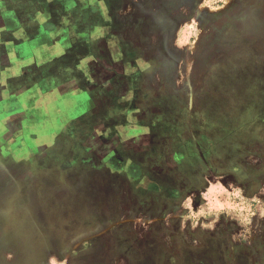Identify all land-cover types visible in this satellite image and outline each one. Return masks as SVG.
<instances>
[{"label":"rangeland","instance_id":"rangeland-1","mask_svg":"<svg viewBox=\"0 0 264 264\" xmlns=\"http://www.w3.org/2000/svg\"><path fill=\"white\" fill-rule=\"evenodd\" d=\"M4 1L0 0V264H264V0H125L128 23L123 36L143 55L165 57L155 60L152 76V85L164 88L156 89L150 100L169 101L170 107H156L151 114L168 122L172 133L192 135L200 103L203 114L213 111L218 134L205 148L214 156L209 153L198 169L207 180L203 189L194 190L197 182L191 178L189 195L173 205L158 197L135 201L124 188L115 208L110 198L95 197L97 178L92 172L84 178L82 165L90 154L69 149L65 134L49 136L52 109L61 103L49 98L44 88L47 109L41 116L40 88L23 91V70L5 68L14 56L25 58L28 65L35 63L32 28H19V23L27 18L45 25L50 14L29 10L46 0ZM91 1L68 4L79 9ZM137 3L140 8L134 12L131 5ZM65 15L64 25L52 34L45 32L51 27L40 30L35 40L54 41L59 51L69 49L71 37L101 35L97 24L80 19L83 13ZM54 19L59 22V17ZM8 32L13 40H5ZM64 37L69 41L60 47ZM82 83L68 88L74 94H92L91 82L83 88ZM42 130L48 136H42ZM199 151L197 146L188 163L194 165ZM101 152L105 164L111 151ZM179 158L184 160L179 155L175 161ZM177 174L184 178L185 173ZM67 180L71 187L61 186ZM85 181L91 186L79 189ZM56 182L58 193L52 187ZM56 196L64 198L63 205H52Z\"/></svg>","mask_w":264,"mask_h":264},{"label":"flooded vegetation","instance_id":"flooded-vegetation-1","mask_svg":"<svg viewBox=\"0 0 264 264\" xmlns=\"http://www.w3.org/2000/svg\"><path fill=\"white\" fill-rule=\"evenodd\" d=\"M36 1L38 0H29L30 4ZM2 2L5 3L4 0H2ZM10 2L12 4V0H10ZM72 2L76 3V0H71V3ZM91 2L92 3L89 2L88 5H82L83 7L78 9L73 7V5L71 6V3L68 4V0L65 2L66 4H60L61 0H46L45 4L40 3V5H36V7L29 11L31 13L45 12L47 14H50L51 21L47 20L45 25H43L40 23V21L28 20L27 18H23L19 23V28H32V31H30L32 33V36L30 38H34L32 40V42H34L37 41L35 40V38H38L39 34H41L40 30L41 32H43L42 30H44L46 27H51L48 29L46 28L47 30H45V32L47 34H52V32L62 26V22L64 21V17L66 16L65 13L70 12V16L74 18L76 16V13L80 12L83 13L80 19H85L88 22H92L98 25V30L101 33L99 37L93 38L92 36H87L85 38L76 39L71 37L70 39L73 40V42H70L71 46L69 47V49L65 50L64 47V49L59 51L57 50L59 49V47L55 46L56 43L54 41H49L47 44H42L40 42L41 40H38L39 42L37 41V44H40L37 46L35 45L36 42H34L33 49H31L32 57L35 61L34 64L28 65V61H26L25 58L14 56L10 61V64L5 66V68H8L9 70L13 69V71H15L19 67L21 68V71L23 70L19 74L20 85L24 87L23 91H27L28 93H30L33 89H37L38 87L40 88V96L38 97V99L41 101V106L39 108L41 116L46 113L45 110L47 109L46 105L44 104L46 103V101L43 100V94H45V92H43L44 88H46L47 90V96L53 99V101H56L55 95L58 94H56L54 90H58V103H61V105L55 106L52 109L54 110V112L50 116L51 127L49 136L55 135L56 132L58 135L56 134L55 136H63L65 134L64 136H68L67 140L69 143L68 145L70 146L69 149L75 151L76 148L77 151H84L90 154L89 158H87V160L84 161L85 163L82 165L84 178L85 180H87L88 172H92L97 178V182L93 186V189H96V195L94 194L95 197H98L99 199L110 198V200L112 201L111 205H115V208L119 203L118 200H120L121 204V198H123L122 192L124 188L128 190V193L130 192L129 194L132 195V198L135 199V201L138 196L134 192H132L130 183L123 181L119 176L112 175L107 172L104 173L101 171V169L108 165V159L110 158L108 157V159H105L104 164L101 158V156H103L101 151H104L106 148H108L109 151H111L112 156V153L116 148L115 141L103 139L104 136H110L112 133L111 130L115 128V126H113L115 124L106 122L104 120V108L106 105L108 107V105L110 106L111 104H113V108L118 106L123 107V113L117 112L119 117L121 115L127 116V114H129V117L133 116L137 118L147 119L150 117L151 111L156 107L160 106L162 108H169V101L151 102L150 100V97H152L156 89H160V87L164 88V85L153 86L152 76L155 73V60H165V57L162 56L161 58H159L158 56H155V53L143 55L138 50V48L132 47V40H130V38L124 37L125 35L123 28L128 23V10H123L125 0H92ZM111 3L114 4L112 7ZM65 6L67 8H65ZM131 7L133 10L136 9L134 12H137L140 8V4L137 3L135 5H131ZM83 8L85 9L81 10ZM4 11H6V13L10 12L9 8L8 10L5 9ZM55 17H59V22H57V19H54ZM72 27L74 26L71 25L69 27V31L73 34L74 31ZM7 35L5 36L6 41H9V39L13 40L15 38L9 32ZM66 41L69 40H66V37H64L62 39L63 43H60V47L61 45H66ZM89 43L91 46H89ZM21 44L27 45L26 42H21L19 45ZM44 47L47 48L45 49ZM1 50L2 51H0V53L3 52V48ZM2 70L3 72L5 71V69ZM11 81L10 79H8L7 82L10 83ZM79 82H83L81 85L82 88L83 86L90 85L91 82L93 88H95L94 90L99 92V97L95 98V102L96 104H98L99 108L103 110L101 114H99L100 116L89 115L85 114L84 112H80L79 115V111L83 109L81 108L83 105V96L74 94L73 90H71L72 88H68L71 84L73 86L75 85V87H78ZM110 109L115 112L114 109ZM76 114L77 116H75ZM155 117L161 122H163L164 120L163 118L161 119V116ZM54 121L58 122V124L54 123ZM101 123L104 126H107L106 124H108V128H105L107 129L106 132L104 130L97 131L95 130L96 127L93 130L95 125ZM167 123L168 122L165 121L166 125ZM63 130L68 131L64 132ZM74 130L75 132L78 131L79 134L90 133V135H88L91 137H88V142L80 144L75 143L73 141ZM42 131V136H48L46 130ZM191 137L194 140L193 143L195 142V146H198L200 149V159L197 158L195 164L197 167L201 168L200 162L207 163L205 157L209 156V151L206 152L205 149L203 150V146L201 144L202 140H199L198 137L196 139L195 136ZM180 160L181 159L179 158L178 162H180ZM75 162L77 161H74V163ZM186 166L190 167L189 164H186ZM72 169L75 172V169H77V167H75V165H72ZM188 172L191 175L189 178L186 176L187 185H189L188 181L191 178L195 179V182H197L199 170L193 169ZM69 178H71V175L68 177V179ZM184 178L181 177L180 179L184 180ZM67 182V185L61 184V186H66V188L71 187L68 185L71 184V180H67ZM156 183L160 186H166L171 182H169L168 179L163 178L159 180L157 179ZM59 185V182H56V184L52 185V187L55 190L56 188L58 190ZM90 186L91 184L86 182L81 184L79 189H88ZM117 186L119 187V193L117 191ZM103 187H106V189H103ZM174 196L175 198L173 200H177V197L179 196V190L175 194L173 193L172 197ZM63 200V197L56 196V198L52 197L51 203L52 205L55 204L56 207H58L60 205H63ZM150 201H153V198L148 200V202ZM114 213H116V210ZM118 227L120 226H117V228ZM148 245L149 244H147V247ZM149 247L153 246L149 245Z\"/></svg>","mask_w":264,"mask_h":264},{"label":"crops","instance_id":"crops-1","mask_svg":"<svg viewBox=\"0 0 264 264\" xmlns=\"http://www.w3.org/2000/svg\"><path fill=\"white\" fill-rule=\"evenodd\" d=\"M35 42V45H39L37 44V41ZM54 92L56 94L58 93L55 95L58 103L59 92L58 90H54ZM98 94L99 92L96 90H93L92 94H82V112L89 115L100 116L99 114H101L103 110H101L95 102V98L99 97ZM112 105L113 104L110 106L108 105V107L107 105L105 106L103 117L106 122L115 124L113 125L115 128L111 130L112 133L110 136H104L103 139L115 141L116 148L112 153V156L108 159V165L101 169V171L119 176L123 181L130 183L132 192H134L141 201H147L152 198L156 199L158 197L163 198V201L164 198H166L165 201L168 203L170 202L173 205H177L178 202L180 204L184 195H189L191 188L190 185H187V177L189 178V176L186 175L188 173L187 171L199 169V167L196 166L195 161H193L194 165H192L191 163H188L187 160L188 156H192L196 153V146L193 143L191 136H195L196 139L198 137L199 140H202L201 144L203 148L209 149V146L214 140L213 136H217L216 134H218L217 130L214 131V129L218 127V124L213 121V117H215L213 111L212 114H203V105L198 103L196 106L197 114L192 122L194 133L190 135L188 132H185L179 135L172 133L170 125L168 123L166 125L165 121L161 122L156 119L155 115L151 114L148 119L133 116L129 117V114H127V116L121 115L119 117L117 112L123 113V107L118 106L113 108ZM110 108L114 109L115 112ZM205 108L207 107L205 106ZM80 112L81 111H79V115ZM75 116H77V114ZM54 123L58 124L56 121H54ZM106 125L108 126V124ZM107 126H104L101 123L95 125L93 130L96 127L95 130L97 131L104 130L106 132L107 129L105 128H108ZM56 134L57 132L55 135ZM88 134L90 135V133L79 134L78 131L75 132L74 130L73 141L77 144L88 142L91 137ZM209 153L211 155L213 154V152H208V155H210ZM179 155L183 157L184 160L180 162L175 161V157ZM212 156H214V154ZM186 164L191 166H184ZM180 172L185 173L184 180L178 177L177 173ZM203 176V171L201 170L194 190H201L206 185L207 180L206 178L203 179ZM163 178L168 179L169 182H171L169 183L170 185H157V179L159 180ZM103 189H106V187H103ZM181 189L185 190L180 192ZM118 190L119 187L117 188V191ZM178 190L179 196L177 197V200H173L175 198V196L172 197L173 193L175 194ZM167 218L169 219V217H163L164 220ZM245 264H247L246 261ZM248 264H250V262H248Z\"/></svg>","mask_w":264,"mask_h":264}]
</instances>
